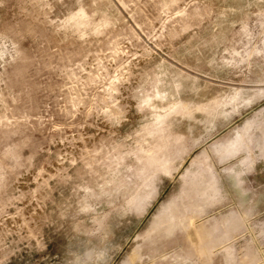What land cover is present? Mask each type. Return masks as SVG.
<instances>
[{"label": "rangeland", "instance_id": "374dc122", "mask_svg": "<svg viewBox=\"0 0 264 264\" xmlns=\"http://www.w3.org/2000/svg\"><path fill=\"white\" fill-rule=\"evenodd\" d=\"M0 264H264V0H0Z\"/></svg>", "mask_w": 264, "mask_h": 264}]
</instances>
